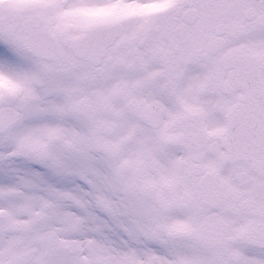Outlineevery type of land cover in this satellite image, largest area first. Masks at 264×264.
<instances>
[{
    "label": "flooded vegetation",
    "instance_id": "obj_1",
    "mask_svg": "<svg viewBox=\"0 0 264 264\" xmlns=\"http://www.w3.org/2000/svg\"><path fill=\"white\" fill-rule=\"evenodd\" d=\"M188 5L195 7L198 11V18L193 23H189L183 27L181 21L177 24L170 26V28L159 33V41L169 47L168 53H174V61L178 60L179 64H175L167 68V70H161L160 74L167 80L172 81L176 86V90L181 92L182 87L185 85V73L183 71L184 62L186 57L197 50L198 53H203L206 46V35L207 30L216 20L215 16L212 17L210 3L207 0L204 1H193L188 0L184 2ZM215 4V0H214ZM179 2L176 6H179ZM27 13V9L17 11L16 8H12L11 13L6 16L11 19L14 16H21ZM6 17H2L0 8V30L1 25H5L7 21ZM22 17V16H21ZM39 20V18H36ZM40 21V20H39ZM41 22V21H40ZM57 23V20L54 19ZM187 31L190 32L188 37ZM199 28H202L199 30ZM195 30V31H193ZM17 31V30H16ZM187 34V39L185 38ZM66 53L62 61L46 63H37L36 65L29 67L28 76L26 78V84L28 90L25 94L19 92L15 97H10L3 101L5 105L11 108L21 111L26 114V126L31 129L35 125V121L39 118L42 126H46L48 123V114L46 111H42L44 99H49L60 103L62 106L73 105L77 106L79 113L88 117L94 110L104 112L103 110L109 106L108 101L104 96L111 94V100L115 101L114 90L112 88L115 84L125 80L127 78L128 71V56L124 53L122 46L112 45L106 52L105 58H101L98 64H91L87 61L80 60L71 64L72 57ZM69 55V56H68ZM108 57V58H107ZM121 65V66H120ZM73 71V72H72ZM150 76H146L142 79V86L138 95L141 96H152L153 98L140 99L141 105L135 106L133 101L127 100L129 106L132 107L140 116L143 109L151 103L160 102L161 105V119L166 120L168 117H173V111L168 109V103L162 101V97L166 94V89L169 86L164 85L163 91L157 90L150 86L148 79ZM39 81L33 84L34 81ZM118 85V84H117ZM116 86V85H115ZM186 86H184V90ZM118 100V99H116ZM162 101V102H161ZM85 106L83 107L82 106ZM119 111L115 114L117 117H121L127 110H122L120 107ZM137 109V110H136ZM109 109L105 110L108 112ZM35 111V112H34ZM46 112V114H44ZM109 114H112L109 112ZM37 115L36 118H34ZM24 125V122L22 123ZM21 171L20 179L21 182L30 180L31 173L29 172V166L25 162H19L12 167L11 172ZM227 245V244H226ZM225 249H216L215 251L207 250L213 259L225 258Z\"/></svg>",
    "mask_w": 264,
    "mask_h": 264
},
{
    "label": "rangeland",
    "instance_id": "obj_2",
    "mask_svg": "<svg viewBox=\"0 0 264 264\" xmlns=\"http://www.w3.org/2000/svg\"><path fill=\"white\" fill-rule=\"evenodd\" d=\"M24 0H16V3L19 2H23ZM33 4H35V6H37L36 3L41 2L42 0H30ZM44 1H48L49 0H44ZM80 1H88V0H80ZM122 0H105L104 2L97 3V5L95 6H91L93 3H89V2H85L84 6L79 9L80 12L84 11L82 10L83 8L86 7H90L91 9L93 8H98L97 10H95L96 12L93 11H88L89 12H93L92 14H89L88 16H85L83 18V20H87L83 23H88L90 22L93 18L96 17H102V16H121L122 14V10H131L130 8L126 7L125 3H120ZM8 4V3H7ZM125 4V5H124ZM121 5L122 7L118 6ZM40 12L39 10H33L31 11V13L36 14ZM3 39V37H1ZM13 40V41H12ZM12 40L10 39H4L0 41V86L2 87L3 85H12L13 82H15L14 80L16 79V81H19V77H20V73L19 70L17 69L18 63L15 62V60H19V50L20 49V41H18V39L16 37H12ZM16 65V66H15ZM5 81V82H4ZM7 83V84H5ZM52 119L56 120V116L55 117H51ZM40 122H35V125H39ZM44 130H46V135L49 134L50 130H47L46 128H44ZM35 134V133H32ZM48 136V135H47ZM147 210V207L145 208ZM175 211V210H174ZM174 211L170 214V217H168V222H167V226L170 230H173V225L176 226H181L183 225L182 223L179 222V214L174 213ZM174 213V214H173ZM184 213L187 214V223H190L193 220V217L191 216L189 211H184ZM93 216V214H92ZM129 217V216H128ZM130 218H131V214H130ZM132 219V218H131ZM141 219L143 221H146L147 224L150 223V220L148 219V217L146 216V214L144 213L143 210V214H141ZM71 222L73 223L74 226H71V228H74V230H72L71 228L68 230H65L66 228H64L65 226L63 224H56L58 226V230L59 233L61 234L62 237H65L66 239H68V241L73 242L76 237L78 236V234L80 233L81 236L84 237V242H86L88 244V246L93 245L94 243L98 242V236L100 235V231H97L94 224H93V217H91L90 212L89 211H84V210H79L76 212V214L74 215V219H70ZM184 220V217H183ZM59 221H63V219H59ZM74 223H79V225H82L84 223L83 226L74 224ZM109 221L107 222L108 225ZM162 225V222L159 221V225H157L155 223L154 228H157L159 230V232H164V229L160 228L159 226ZM146 226H144L145 228ZM178 228H176L177 230ZM61 230V232H60ZM105 230H108L107 227H105ZM158 232V233H159ZM151 235V234H150ZM158 235V234H157ZM143 240V242L141 241ZM108 243V242H107ZM137 243L139 245L140 249H145L146 253L149 252H156L158 254H162L163 253V249L159 248L158 246H156L155 244V249L150 248L147 244L144 245L145 243V238L144 236L142 237V235L140 236V238L137 237V239H134L132 236H129L128 238V247L132 248L133 246L137 247ZM181 253V254H180ZM187 249L185 248H181L180 251L177 253L176 258L177 259H181L184 257V255H187ZM191 254V251H190ZM192 256V255H191Z\"/></svg>",
    "mask_w": 264,
    "mask_h": 264
},
{
    "label": "water",
    "instance_id": "obj_3",
    "mask_svg": "<svg viewBox=\"0 0 264 264\" xmlns=\"http://www.w3.org/2000/svg\"><path fill=\"white\" fill-rule=\"evenodd\" d=\"M39 41L42 42V44L47 45L46 41H44V39H40L37 38V36H32L30 42L33 45L39 44ZM38 49H42V47H38ZM240 67V66H239ZM244 67H240V69L242 70ZM250 123V124H249ZM254 123V124H253ZM257 123V124H256ZM235 125H233L232 123L229 124L230 127V135L234 136L233 133L231 132V129H238L239 131L244 130L243 132H237V134L240 137H246L247 139H250V142H252V139L256 138V140H258L259 137H261L260 135H264V130H262V126L260 125L259 122H252L251 124V119L248 117L245 120H243L242 122L237 121L236 123L234 122ZM258 127L260 128H257ZM258 132H260V134H257ZM257 143V142H256ZM261 145V143L259 145H256V150H258V147Z\"/></svg>",
    "mask_w": 264,
    "mask_h": 264
}]
</instances>
